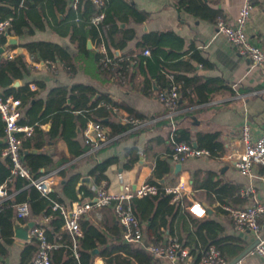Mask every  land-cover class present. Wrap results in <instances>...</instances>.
I'll list each match as a JSON object with an SVG mask.
<instances>
[{
  "label": "crops",
  "instance_id": "0c3cea01",
  "mask_svg": "<svg viewBox=\"0 0 264 264\" xmlns=\"http://www.w3.org/2000/svg\"><path fill=\"white\" fill-rule=\"evenodd\" d=\"M124 1L138 11L146 13L148 18L141 24L130 21L127 25H120L121 29L126 28L134 32V38L128 42L122 54L137 53V45L145 35L169 33L178 36L183 42L181 48L171 50L169 47H164L163 52L169 55L174 51L184 55L182 60L193 68L188 71L184 64H180L175 59L168 62L169 70L182 78L176 84L178 87L185 84L184 79L189 81H186L189 93L186 101L189 102V107L179 109L170 116L157 98V93L161 89V80L154 79L149 72H142L136 66L129 70L128 77L122 82L101 75L96 59L98 51L92 42L87 40V53H84L80 52L71 41L67 31L69 23L66 20L67 11L63 14L56 12L55 19L48 9H44L49 18L46 20L43 18L39 23L29 20L33 29L32 35L22 37L6 35L7 39L16 38L17 44L7 47L6 39V43L1 46L4 49L1 53L3 58L7 55H11L12 58L21 56L27 65L26 71H23L20 77L12 78L9 95L12 97L20 95L22 90H29L27 87L30 84L35 88L30 98L21 106L19 120L33 122L42 119V122L38 121L39 123L36 124L39 125L43 137L32 133L33 144H43L42 148L37 149L34 146L28 150L21 148L23 151L21 154L42 155L51 159L53 165L58 164L47 173L43 168L38 172L41 176L54 175L51 192L56 191L59 194L63 185L74 176L78 177L76 190L86 187L93 192L96 185L91 172L98 164L109 159H115L116 162L106 170L105 175L108 180L104 184L107 191L112 194L121 193L124 186L134 190L142 183H148L157 162L167 163L170 169L168 174L156 180V183L163 180L164 184H158L164 188L183 186L182 200L185 206L197 204L205 209V215L197 217L184 209V214L182 213L184 216L179 219H173L172 214L165 216L167 224L160 228V231L168 236L170 229H173L183 243L193 244L194 232L198 227L194 219L202 222L211 221L215 224L216 230H210L207 242L220 241L227 249L229 257H232L231 262L245 249L252 247L255 238L252 233L236 231L232 219L222 207L224 205L246 207L255 202L264 203V182L242 176L235 167L236 156L241 150L238 139L242 125L248 123L254 136L264 132V74L226 41L211 20L200 18L180 8L178 0ZM200 1L222 15L229 24L235 22L243 3V0ZM114 4L116 3H112L113 9L117 7V5L113 6ZM245 33L252 45L264 50V0L254 1ZM38 42L58 46L69 55V59L63 62H51L44 60L40 52L31 53L27 45ZM192 51H197L207 64L201 66L195 61H190ZM115 52L120 55L117 50H113L114 56ZM164 54L159 53L156 58L161 59ZM169 77L172 79L171 76ZM16 81L18 86H14ZM206 84L214 88L212 93L206 91ZM77 87H87L92 90V96L87 99L89 104L94 103L101 95H106L115 103L126 105L142 115L143 118L140 120H145L146 124L139 128L120 131L124 125L119 122V115L129 114L124 110H119V113L113 110L114 116L111 122L118 125L117 133L112 137V129L104 126L108 141L100 145L86 144V128H84L86 116L82 110L84 99L80 92L74 90ZM101 105L98 104V108ZM75 106H78V110H74ZM30 125L25 124V126ZM52 127L57 128L54 138L48 134ZM181 129L189 133L192 146L197 145L196 140L199 136L216 134L220 145L219 155L187 159L182 163L174 161L171 157V141L174 132ZM64 133L73 136L72 141L75 143L73 144L79 147L80 151L87 145L90 149L76 155L77 149L66 142ZM4 146L5 134H2L0 148ZM63 161L65 163L61 164ZM177 164L181 165V170L174 174ZM62 171L63 176L60 174ZM86 177L89 178L91 187L80 185L81 179ZM249 187H254L255 193L246 197L243 191ZM17 192L9 194L7 199H0V203L10 201L14 205L12 224L14 220H18L21 226L34 223L33 228L37 223L46 224L48 220L45 222L42 216L33 215L30 211L26 217L17 218L15 204ZM77 196L78 201H66L68 208L82 201L78 192ZM185 215L193 218L194 224ZM84 217L101 230L109 231V234L114 227H119L110 207H103L99 212H89ZM140 223L142 240L131 246L145 250V247L152 244L150 241L153 236L147 231L148 222ZM61 233L73 247L71 236L62 228ZM30 236L28 240L16 238L13 226L8 238H0V264H31L38 245L31 232ZM57 239L61 241L62 236ZM61 245L55 244L53 250L58 251ZM98 252L97 250V254L93 256L92 264H104ZM58 255L61 257L59 261L63 262L64 255L61 252L57 253ZM128 262L137 264L132 259H128ZM152 264L173 263L166 258L152 257ZM235 264H264V261L251 249Z\"/></svg>",
  "mask_w": 264,
  "mask_h": 264
},
{
  "label": "trees",
  "instance_id": "16d2710c",
  "mask_svg": "<svg viewBox=\"0 0 264 264\" xmlns=\"http://www.w3.org/2000/svg\"><path fill=\"white\" fill-rule=\"evenodd\" d=\"M75 1L77 2V5L76 8H73L72 4ZM113 2L116 3L113 6L117 5L115 9L112 7ZM178 5L180 8L194 14L195 16L211 20L214 24L216 23L217 18L222 17L218 12L213 11L205 4L201 3L200 0H178ZM44 9H48L52 17L55 19L56 12L63 14L67 11L66 20L69 22L67 25V31L70 34L71 41L76 45L80 52L87 53V40L92 42L97 51L101 43L105 45L107 55L112 59L113 63L109 65V67L103 68L100 63L102 55L98 51L96 59L98 70L101 75H104L111 80L113 79L122 82L128 77L129 70L136 66L140 68L142 72H149L154 79L161 80V89L157 93L158 99L161 94L168 93L173 84L176 85L177 82H180V79H182L169 70V61L175 59L177 62L179 61L180 64H184L188 71L193 69L189 63L182 60L184 55L178 54L174 51L169 55L166 53V55L164 54V47H169L171 50H179L183 43L178 36L169 33L145 35L138 43V50L136 52L140 53L142 51H148L149 55L140 56L134 63L126 61L125 57L127 55L132 56L136 54H122L128 42L134 38V32L133 30L126 28L121 29L120 25H127L130 21L141 24L148 18V16L146 13L138 11L124 0H102L101 5L95 4L93 0H0V22L10 20V28L8 29L7 35L18 37L32 35L33 29L29 24V20L34 23H39L43 18H45V20L46 18H49L45 14ZM99 13L104 15L103 20L98 25H94L92 19ZM6 39V35H4L0 40V46H3L6 43ZM27 48L31 53L40 52L44 60H50L51 62H63V60H66L69 57L63 49L48 43H31L27 45ZM113 50H117L120 55L115 57L112 53ZM159 53L164 54L161 59L156 58ZM190 61H195L201 66L207 64L197 51H192ZM26 69L27 65L21 56L6 60L3 58V55L0 54V91L4 96H10L9 94L11 93V90L9 89V86L12 78L20 77V74L23 71H26ZM117 75H119V77H117ZM169 76H171L172 79H170ZM186 81L188 80L184 79L185 84L182 81L183 86L178 87L177 89L178 110L189 107V102L186 101V99L189 98V93L187 91V83L189 81ZM205 86H207L206 91L208 93L213 92L214 88H210L207 84ZM74 90L80 92L84 99L82 105V110L86 116L84 119V128H87V125L90 122H97L103 126H109L112 129L113 137L117 133L116 131H118V125L111 122L112 116H114V108L124 110L131 115V117L138 119L143 118L139 113L133 111L126 105L115 103L106 95H101L98 100L89 104V100L87 99L92 96V90L90 88L77 87ZM22 91L23 92H21L20 95H14V98L19 99L21 102L20 108L32 94L29 90ZM100 103L102 105L98 108L97 105ZM74 108V110H78V106H75ZM38 121L42 122V119H36L33 122L21 119L18 120V124L21 126L31 124L30 126L33 128L32 133L43 137L39 125L36 124L39 123ZM4 128L5 124L0 118V135L5 134ZM130 128V125H124L120 131ZM56 133L57 128L52 127L48 134L51 138H54ZM64 135V138L69 145L75 144L72 141L73 136L68 135L67 133H64ZM16 136L22 137V134H16ZM33 139L32 134L30 137L23 139L21 148L28 150L34 146V148L41 149L43 144H33ZM217 139L218 137L216 134L199 136L196 140L197 145L195 148L209 151V156H218L220 145ZM173 142L192 145L190 135L185 129L176 130L174 132L171 144ZM4 147L0 148V152ZM75 149H77L75 150V154L80 155L88 151L90 146L87 145V147L81 149V151L77 146H75ZM21 153H23L22 149ZM21 157L34 177L41 176L38 172L40 168H43L45 173H47L56 168V165L58 166V164L53 165L51 159L42 155L31 156L21 154ZM115 162V159L106 160L98 164L92 170L91 175L95 178L96 186L106 183L108 179L105 172ZM62 163H65V161L61 162V164ZM169 170L167 163L157 162L148 183L157 186L159 193L156 196L133 198L130 202L132 212L138 218L139 222H148L147 231L150 233V236H153L150 241L152 242L151 245H161L168 238H173L176 239L177 243L182 247L187 248L190 254L197 260L200 257L201 251L209 246H214L222 254L225 264H228L232 257H229L227 249L221 245L220 241L212 240L207 242L210 230H216L214 227L215 224L211 221L202 222L194 219V221H197L198 227H196V231L194 232L195 238L193 244L183 243L181 237L174 233L173 229H170L168 236L164 235L163 231H160V228L165 227L167 224L165 216L172 214L173 219H179L184 216L182 213L185 211V202L183 200L172 203L173 195L166 194L164 192V187L156 183V180L162 179L163 176L168 174ZM10 174L9 162L8 160L3 159V161H0V186L5 185L8 194L18 191L15 194L16 205L27 203L30 206L29 211L33 215L42 216V218H49L46 224L41 225L37 223L36 227H43L46 240L50 244H62L58 251L64 255V261H59L61 257L59 255L57 256V253L60 254V252L52 250V264H92L94 257L91 255V252L93 250L99 251L98 254L102 258L104 264H130L128 259H132L137 264H152V257L145 250L133 248L131 244L123 241V229L120 226L114 227L109 234V231L106 232L101 230V228L92 224L84 216L79 219V227L82 232V237L78 240V258H75L71 243L67 241L61 233V228L64 224L63 217L58 211H52V206L53 203L66 205V201H78L79 198L77 192L81 197L80 200L86 198L92 199L94 196L93 192L86 187H81L76 190L78 177L74 176L68 179L63 185L60 194L53 191L45 197L34 187L30 186L28 181L22 178L17 177L12 183H10L8 181ZM60 174L63 176V171L60 172ZM205 186L206 185H204V187ZM13 207L14 205H12L10 201H3L0 203V238H8L11 234L13 227ZM185 217L191 220L190 222L194 224L193 218L188 215H185ZM60 235L62 236V240L58 241L57 238Z\"/></svg>",
  "mask_w": 264,
  "mask_h": 264
},
{
  "label": "built area",
  "instance_id": "2783aa9c",
  "mask_svg": "<svg viewBox=\"0 0 264 264\" xmlns=\"http://www.w3.org/2000/svg\"><path fill=\"white\" fill-rule=\"evenodd\" d=\"M93 1L97 5L102 4V0ZM254 1L243 0L238 16L233 24H229L223 17H219L216 19L215 26L226 41L237 49L239 54L248 58L252 65L259 68L264 74V50L252 45L245 33V26L250 19ZM76 5L77 2L75 1L72 7L76 8ZM103 17L104 15L99 13L92 19V23L98 25L103 20ZM9 28L10 20L0 22V40L4 35H7ZM98 51L102 55L100 59L102 67H109L113 62L107 55L105 45L101 43ZM148 55V51H142L132 56L127 55L125 60L134 63L140 56ZM5 58L11 59L12 56L7 55ZM28 88L31 92L35 89L32 84ZM177 89L178 86L173 84L168 93L159 96V101L168 110L170 116H173L178 111ZM20 105L21 102L19 99L12 96H4L0 91V118L5 124V147L0 152V158L6 159L9 162L11 173L9 182L17 177L22 178L28 181L29 185L40 192L42 196L47 197L52 191L54 175L34 177L21 157L22 141L31 136L33 128L18 124V120L21 117ZM113 110L115 112L119 111L116 108ZM119 122L123 125H130L133 129L146 124L145 120H140L127 114L119 115ZM16 134H22V137H17ZM107 141L106 130L102 124L92 122L87 125L85 129L86 144L95 143L96 145H100ZM238 144L241 147L235 162V167L238 172L242 176L256 178L264 182V132L258 136H254L250 125L244 123L240 129ZM208 156L209 151L205 149H197L187 143H172L171 157L176 162L182 163L187 159ZM93 192L94 196L92 199L76 202L71 208L59 203H53L52 206V211H58L63 217L64 224L62 229L73 240L72 249L74 250L75 258H78L77 243L79 238L82 237L79 219L89 212H99L103 207H110L112 209L117 223L123 229L122 236L125 243H140L142 240V225L132 212L130 202L133 198L156 196L159 193L158 187L150 183H142L134 190L129 186H124L121 193L112 194L107 191L106 185L102 183L96 186ZM164 192L173 195L172 203L182 201L183 186L165 187ZM254 193V187H249L243 191V195L246 197H250ZM8 197L9 194L6 191L5 185L0 186V199H7ZM222 208L232 219L236 231L249 232L254 235L255 246L252 252L264 261V203L255 202L246 207L224 205ZM185 209L197 217H203L205 215V209L197 204L185 206ZM28 213L29 206L27 203L17 205L18 219L26 217ZM47 220L48 218H44L45 222ZM31 234L36 239L38 245L35 258L31 264H52L50 254L55 248V245L50 244L46 240L43 227H34ZM145 251L153 258H166L173 264H225L222 254L216 247L209 246L201 251L200 257L197 260L190 254L187 248L182 247L173 238H168L161 245H148L145 247Z\"/></svg>",
  "mask_w": 264,
  "mask_h": 264
},
{
  "label": "water",
  "instance_id": "95a60500",
  "mask_svg": "<svg viewBox=\"0 0 264 264\" xmlns=\"http://www.w3.org/2000/svg\"><path fill=\"white\" fill-rule=\"evenodd\" d=\"M7 41H8L7 47H9L10 45L17 44V39L13 38V37H8ZM3 51H4V49H3V47H1L0 48V54L3 53ZM117 56H118V53L115 52V57H117ZM14 86H18L17 81L14 83ZM180 170H181V165L177 164L175 166L174 174H176ZM158 183L164 184V181L160 180V181H158ZM80 185H87V186L91 187V183H90L89 178H87V177L82 178L80 181ZM13 226H14V234H15L16 238L21 239V240H28L29 238H31L30 232L33 229L34 223H28L26 226H21L20 223L18 222V220H14ZM254 246H255V243L252 247L245 249V251H243L240 255H238L233 261H231L228 264H235L236 262H238L247 252H249L251 249H253ZM96 254H97V250H93L91 252L92 256H95Z\"/></svg>",
  "mask_w": 264,
  "mask_h": 264
}]
</instances>
